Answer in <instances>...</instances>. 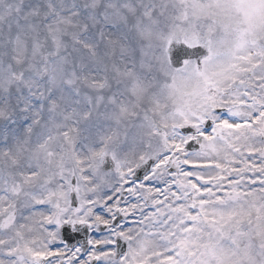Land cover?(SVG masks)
Masks as SVG:
<instances>
[{
	"label": "snow or ice",
	"instance_id": "6c2138e0",
	"mask_svg": "<svg viewBox=\"0 0 264 264\" xmlns=\"http://www.w3.org/2000/svg\"><path fill=\"white\" fill-rule=\"evenodd\" d=\"M0 264H264V0H0Z\"/></svg>",
	"mask_w": 264,
	"mask_h": 264
}]
</instances>
